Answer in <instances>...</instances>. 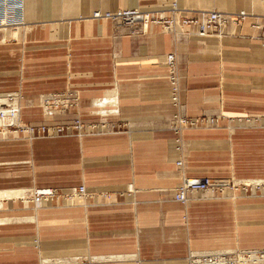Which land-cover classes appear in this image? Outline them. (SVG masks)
Segmentation results:
<instances>
[{"label":"crops","instance_id":"obj_1","mask_svg":"<svg viewBox=\"0 0 264 264\" xmlns=\"http://www.w3.org/2000/svg\"><path fill=\"white\" fill-rule=\"evenodd\" d=\"M174 3L248 16L221 38L185 39L92 18ZM21 15L0 28V94H20L24 123L82 128L0 129V264H189L193 251L264 250V186L174 198L184 176L264 180V0H21ZM169 53L191 120L180 140ZM68 90L78 104L46 117L42 95ZM80 186L88 195L75 203L25 197Z\"/></svg>","mask_w":264,"mask_h":264},{"label":"built area","instance_id":"obj_2","mask_svg":"<svg viewBox=\"0 0 264 264\" xmlns=\"http://www.w3.org/2000/svg\"><path fill=\"white\" fill-rule=\"evenodd\" d=\"M248 16L246 12L228 14L218 10H185L174 3L168 10L142 11L140 9H122L116 11L92 14L94 19L110 20L116 24L128 27H140L143 33H148L155 26L161 28L176 39H185L191 35L200 37L214 36L221 38L228 34L229 26L242 23ZM21 0H0V28H11L22 25ZM257 26V23H255ZM168 67L167 79L171 85V102L178 108L169 122L170 128L174 130L178 139L191 120L180 110L181 105V83L178 69V61L174 53L166 56ZM20 94L8 92L0 94V129L23 130L33 135L38 132L42 135H58L64 133L71 127L82 128L80 120L76 119L66 123H44L39 126L24 123L21 119ZM78 94L74 90L64 93L42 95L41 107L43 114L48 118L67 114L69 108L78 104ZM182 162H178L181 165ZM247 186H264V182L246 181L240 182L235 179L224 178H182L179 186L174 188L175 200L187 203L189 194L193 192H205L208 190L235 189ZM31 200H48L64 197L72 203L88 195L85 186L71 188H34L27 190L25 194ZM189 264H258L264 262V250H233V251H193L189 255Z\"/></svg>","mask_w":264,"mask_h":264},{"label":"bare ground","instance_id":"obj_3","mask_svg":"<svg viewBox=\"0 0 264 264\" xmlns=\"http://www.w3.org/2000/svg\"><path fill=\"white\" fill-rule=\"evenodd\" d=\"M6 29H8V28H6ZM3 30H5V29L3 28ZM258 182H262V183H263V182H264V180H258Z\"/></svg>","mask_w":264,"mask_h":264}]
</instances>
